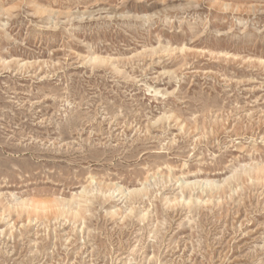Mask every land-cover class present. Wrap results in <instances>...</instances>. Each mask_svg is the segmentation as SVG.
<instances>
[{
    "label": "rangeland",
    "instance_id": "374dc122",
    "mask_svg": "<svg viewBox=\"0 0 264 264\" xmlns=\"http://www.w3.org/2000/svg\"><path fill=\"white\" fill-rule=\"evenodd\" d=\"M0 264H264V0H0Z\"/></svg>",
    "mask_w": 264,
    "mask_h": 264
}]
</instances>
